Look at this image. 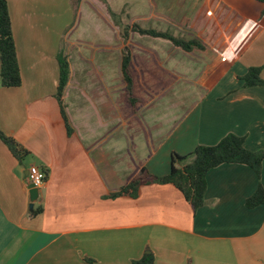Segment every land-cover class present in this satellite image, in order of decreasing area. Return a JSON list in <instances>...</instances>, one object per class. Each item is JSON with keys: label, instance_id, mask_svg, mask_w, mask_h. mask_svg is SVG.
I'll use <instances>...</instances> for the list:
<instances>
[{"label": "crops", "instance_id": "obj_1", "mask_svg": "<svg viewBox=\"0 0 264 264\" xmlns=\"http://www.w3.org/2000/svg\"><path fill=\"white\" fill-rule=\"evenodd\" d=\"M162 3L170 12L180 4L196 9L202 24L246 27L232 36V47L210 52L200 41L204 49L184 51L187 60L201 66L199 76L189 80L172 71L176 84L166 83L158 96L147 94L156 86L146 83V97L137 93L136 58L142 54L125 49L121 23L115 19L117 29L110 23L109 15L118 14L110 0H81L77 13L73 0H8L22 86L0 85V130L30 155L19 162L0 139V264H131L148 252L154 264H264V206L246 207L259 185L248 166L211 170L206 203L197 211L168 184L145 185L137 199L109 197L140 170L166 176L173 153L184 156L200 145L215 146L229 134L244 137L250 151L264 150V86L244 87L242 80L252 67L262 68L264 80V4ZM115 5L120 7L119 0ZM83 18L110 27L111 43L73 40ZM126 51L138 100L134 106L122 72ZM180 51L173 45L167 52L178 56ZM144 53L155 62L151 67L146 61L147 73L171 61L161 63L152 48ZM61 54L70 66L64 107L71 133L56 99ZM34 165L47 172L43 201L34 206L42 212L35 216L27 182ZM261 181L264 186V162Z\"/></svg>", "mask_w": 264, "mask_h": 264}, {"label": "trees", "instance_id": "obj_2", "mask_svg": "<svg viewBox=\"0 0 264 264\" xmlns=\"http://www.w3.org/2000/svg\"><path fill=\"white\" fill-rule=\"evenodd\" d=\"M263 3L264 0H255ZM81 0H73L75 12H78ZM115 17V14H112ZM264 16V11L263 14ZM118 24V23H117ZM120 26V24H118ZM121 27V26H120ZM131 33L150 35L171 41L172 44L189 53L195 49H204L203 44L198 40H185L175 38L167 32L142 29L139 26L121 27V34L125 42L129 40ZM60 67L59 85L57 88L56 99L58 100L61 114L67 130L71 133L69 120L64 107V93L69 82V62L67 56H58ZM131 55L125 52L122 59V72L127 85L126 96L131 105H136L137 98L133 95V76L131 73ZM261 67L249 68L246 75L242 78L244 87L264 86L261 78ZM0 81L3 88H19L22 86V76L17 55V47L14 39L12 20L9 13L8 0H0ZM0 139L8 148L10 153L19 161L23 162L30 152L20 145L14 138L5 135L0 130ZM264 162V150L250 151L245 147V138L235 134L224 137L215 146H198L188 155L172 154L171 170L166 176H152L147 169H142L131 181L121 188L118 192L110 194V198H132L137 199L141 194V189L145 185L163 184L172 185L182 193L184 198L190 202L195 211L203 207L206 203L207 175L208 173L225 164H238L250 167L258 177L259 185L256 192L246 201L248 209H255L264 206V186L262 184V168ZM46 172V171H45ZM47 174V172H46ZM42 212V208L33 211V215ZM94 264L93 260H88ZM155 256L153 252H148L139 260H134L131 264H154Z\"/></svg>", "mask_w": 264, "mask_h": 264}, {"label": "rangeland", "instance_id": "obj_3", "mask_svg": "<svg viewBox=\"0 0 264 264\" xmlns=\"http://www.w3.org/2000/svg\"><path fill=\"white\" fill-rule=\"evenodd\" d=\"M154 1L155 2L151 4L148 0H119L120 7L116 8L115 0H110V7L116 12V14L118 13L116 17H111V15H109L110 23L112 26L116 27L114 21L117 19L121 23L120 26L123 28L125 26L138 25L142 29L151 28L167 32L175 38H185L188 40L198 39L207 47V50H210V52H216L227 46L234 45L236 42L231 40L232 36L237 33H242L244 27H246L242 24L236 25L229 22H227V24L217 23V25L202 24L200 22L202 20L196 17V9L180 8L183 6V4H180L175 9H171L172 12H170L163 8L162 2H164V0ZM170 5L172 7L177 6L176 3H171ZM92 11L94 10L92 9ZM192 13L194 14L192 15ZM148 18L151 19V22L148 21ZM84 20V18L81 19L77 24L79 27L78 31L72 38L73 40L81 39L79 37H82V40L86 42H91L95 45H104L105 43H102L101 41H109L110 44L114 39L113 31L107 25H100V23L99 25L98 23L95 24L94 22H96V20L91 23ZM164 20L175 22L164 24ZM187 20L189 21L186 22ZM217 35L221 36L217 37L219 40H209V38H215ZM124 44L125 49H128L131 52L134 51L136 54H142L140 57L136 58V60H138L136 76L139 78L137 79V82L140 83V90L137 92L139 95L143 93L142 89L146 83L155 84L157 90L150 88L149 91H147L148 95L150 92L153 94L156 92L158 96L163 95L161 93L167 89L168 86L166 83L176 84L177 80H179L172 71L188 75L189 80L195 79L199 76L201 66L198 65V62L193 61L192 59L187 60L186 58L188 55L184 51H180L178 56H169L167 51L173 46L171 41L153 38L150 35L144 36L139 33H131L129 40ZM149 48L158 51L161 63L166 61L169 57L171 60L170 63H163L162 66L157 65L155 69H151V72L147 73L148 62L146 61L149 59L151 67L155 64L152 57L150 60L149 55L145 56L146 53L144 52L148 51ZM224 80H230V75L226 76ZM177 90L179 93L180 89ZM183 91L184 90L181 89V92ZM195 91L197 92V90ZM147 94L143 93L142 95H146L147 97ZM177 97H181V95L178 94ZM125 106H128L127 102H125ZM158 111H160L159 108Z\"/></svg>", "mask_w": 264, "mask_h": 264}, {"label": "built area", "instance_id": "obj_4", "mask_svg": "<svg viewBox=\"0 0 264 264\" xmlns=\"http://www.w3.org/2000/svg\"><path fill=\"white\" fill-rule=\"evenodd\" d=\"M47 181V174L38 166H31L28 170L27 182L28 186L33 185L35 188L41 190Z\"/></svg>", "mask_w": 264, "mask_h": 264}, {"label": "water", "instance_id": "obj_5", "mask_svg": "<svg viewBox=\"0 0 264 264\" xmlns=\"http://www.w3.org/2000/svg\"><path fill=\"white\" fill-rule=\"evenodd\" d=\"M29 196H30L29 209L32 212L34 210L35 204L41 203L43 201V198L40 196V190L35 188L33 185L29 186Z\"/></svg>", "mask_w": 264, "mask_h": 264}]
</instances>
